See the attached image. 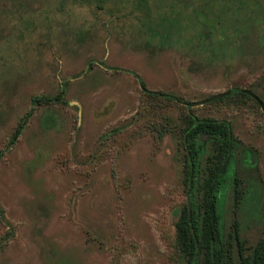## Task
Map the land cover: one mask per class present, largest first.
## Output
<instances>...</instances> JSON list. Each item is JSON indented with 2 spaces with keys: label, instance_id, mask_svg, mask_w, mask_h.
<instances>
[{
  "label": "rangeland",
  "instance_id": "obj_1",
  "mask_svg": "<svg viewBox=\"0 0 264 264\" xmlns=\"http://www.w3.org/2000/svg\"><path fill=\"white\" fill-rule=\"evenodd\" d=\"M237 90L264 103V0H0V264H187L176 225L192 116L227 121L242 146L225 220L251 250L264 112L242 92L187 105Z\"/></svg>",
  "mask_w": 264,
  "mask_h": 264
},
{
  "label": "trees",
  "instance_id": "obj_2",
  "mask_svg": "<svg viewBox=\"0 0 264 264\" xmlns=\"http://www.w3.org/2000/svg\"><path fill=\"white\" fill-rule=\"evenodd\" d=\"M139 83L143 93L150 98L185 104L175 95L151 91L142 80ZM239 92L231 91L229 95ZM63 95L64 91H61L55 98L36 97L33 105L63 103ZM196 104L187 105L198 106ZM31 115L29 113L20 122L8 147L18 141ZM204 138L213 145L212 154L206 159L207 145ZM183 146L187 160L185 187L188 203L176 225V241L187 264H264V239L247 250L237 226L231 234L226 231L225 203L229 187L235 189L236 203L241 200L235 168L236 151L242 146L233 136L230 124L192 116L184 132ZM244 154L248 163L252 161L249 149H244Z\"/></svg>",
  "mask_w": 264,
  "mask_h": 264
},
{
  "label": "water",
  "instance_id": "obj_3",
  "mask_svg": "<svg viewBox=\"0 0 264 264\" xmlns=\"http://www.w3.org/2000/svg\"><path fill=\"white\" fill-rule=\"evenodd\" d=\"M241 92L246 94V95H248V96H250L253 100H255L259 104V106L261 107L262 111L264 112V103L259 99L258 96H256L254 93H252L251 91H248V90H241ZM229 94H230V92L218 94V95L213 96L212 98H210L208 100L199 102L196 105L201 106V105H205V104H208V103H212V102H214V101H216L218 99L226 97Z\"/></svg>",
  "mask_w": 264,
  "mask_h": 264
}]
</instances>
